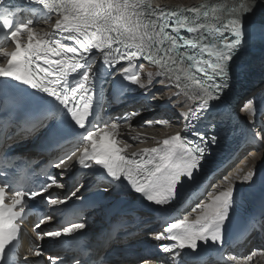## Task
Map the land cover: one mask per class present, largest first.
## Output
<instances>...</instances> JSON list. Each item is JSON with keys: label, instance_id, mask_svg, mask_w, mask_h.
<instances>
[{"label": "snow or ice", "instance_id": "obj_1", "mask_svg": "<svg viewBox=\"0 0 264 264\" xmlns=\"http://www.w3.org/2000/svg\"><path fill=\"white\" fill-rule=\"evenodd\" d=\"M28 3L35 7L26 10L29 18H21L19 10L3 7L4 0H0V29L14 45L11 51L0 53L6 60L0 66V97L14 89L25 99L28 139L39 140L47 149V159L21 170L11 159L17 142L9 143L6 133L0 138V161H7L0 166V264H112L106 245L81 242L87 221L73 215L75 208H67L72 198L82 202L84 185L63 199L52 190L65 189L66 184L60 181L78 165L82 171L103 174L108 187L96 191L105 199L113 189L123 188L150 207L170 206L185 183L195 180L210 154V145L217 143V135L201 131L199 126L209 117L220 118L237 60L253 42H264V0H224L188 8L154 7L151 0ZM38 12L56 17L51 31L43 35L34 32L35 21L30 18ZM139 60L155 65V75L167 81L165 87L176 89L166 98L168 103L181 95L190 103L179 113L181 131L154 147L128 154L117 147V137L122 135L119 122L130 121L140 112H125L112 117L111 122L103 121L101 130L95 107L104 94L105 78L113 74L143 89L148 102L151 81H141L132 71ZM182 104L184 101L178 100L172 106ZM252 105L249 100L248 106ZM251 111L255 114L257 109ZM166 122L155 120L157 125ZM152 123L144 121V125ZM64 143H83L84 147L73 159L68 152L59 151ZM41 163L46 167L37 170ZM255 175L254 166L240 183L254 182ZM236 197L235 184L211 194L206 203L193 208L200 210L195 221L184 218L166 223L152 239L160 242L163 253L176 257L204 247H222ZM37 204L46 205L47 211L34 224L30 255L20 259L17 252L13 260L10 252L21 246L24 236L22 222L30 214V206ZM57 217L72 218L55 228H42L55 223ZM46 238L60 244L63 254L46 256ZM255 254L253 251L247 261Z\"/></svg>", "mask_w": 264, "mask_h": 264}, {"label": "bare ground", "instance_id": "obj_2", "mask_svg": "<svg viewBox=\"0 0 264 264\" xmlns=\"http://www.w3.org/2000/svg\"><path fill=\"white\" fill-rule=\"evenodd\" d=\"M178 1L179 0H177V2L175 3L176 4L183 3L182 1H179V2ZM197 1L199 0H195V2ZM202 1H207V0H202ZM158 2L168 3L169 0H158ZM36 30H39V29H36ZM263 62H264V59H263ZM263 62L259 61L258 64L251 63L247 67L246 73L244 75H240V77L237 80L240 85L238 92H237L238 94L237 97L245 96L243 99H246L247 98L246 95L250 94L251 91L257 90L260 88L264 90V84L263 85L261 84L264 82V80L261 79L257 85L253 81V78L257 76L258 70L262 67L261 63ZM156 72L157 71H155V69L153 68L145 67L144 72L140 76L141 81L143 82L151 81V88H155L159 83H161L160 82L161 77H157L155 75ZM136 87L140 89L138 86ZM143 91L144 90L142 91L140 90V92H143ZM172 93H174V89H163V88L156 89L154 95H151L149 99L147 100L148 102H142V101L135 102L137 100V97H136V100H135V97H133L131 100L132 101L131 104L135 106L132 108V110L138 107L140 109V115L134 117V120L138 121L140 119V116L145 114V112L150 111V113H154L158 105L165 102L166 98ZM178 100L184 101V104L178 107L177 111L171 112L172 118H175V120L177 121H179V113L184 110V108L186 107L188 103H190L186 101L185 97H183L182 95L175 97V99H173L172 101L177 102ZM238 101L241 102L242 99H239ZM242 112L243 114L246 115V117L245 118L238 117L239 124L237 128L239 129L237 130L236 135H238L237 140L240 143L238 147L236 148L237 155L235 159L248 147L254 148L255 146L258 149L264 146V129H263L264 126L256 123L252 119L250 112H249V106L247 104L243 106ZM143 117H148V116H143ZM251 121H254V123H251ZM179 124L180 126H182V122L179 121ZM174 127H173L174 128L173 130L170 129L171 131H168V132H163L165 130L164 128L162 130L163 133H157V134H154V133L152 134L151 130H149L148 128H144V129H141L143 134L140 136H137V135H131L129 137L122 136L120 137L119 140H120L121 145L124 146L127 151L141 150L145 148L146 146H149V147L156 146L163 137L174 135L178 130V124L176 123ZM245 129L249 133H245L244 132ZM157 131H160V129H157ZM257 134H259L260 136L259 139L256 138ZM257 149L250 150L249 155L246 154L247 156L245 155L244 157H241L239 160H237L236 161L237 163L236 162H235L236 164L234 163L235 164L234 168L229 169V172L227 173H223V172L224 171L226 172V169L231 163L226 165L224 169L215 171L213 174L211 173V171H208L209 174L211 173L210 174L211 179H214V180L210 184V186H208V192L202 197V199L199 202H197L193 206V208H195L197 204L202 205L203 203H206L211 194H215L218 191L224 190L232 184L236 185L237 192L245 188L246 185L250 184V183H240V181L242 177L245 174H247V172L253 169L254 166L256 170L259 164L261 163V160L264 157V151L261 152ZM214 150L216 152L219 151V147L214 148ZM261 177H264V166L261 169L256 170L254 182H256ZM193 208L188 213L185 214V217L191 218V219H197V216L200 214V210L198 209L197 211H193ZM152 232L153 231L149 230L147 233H152ZM123 263H132V262H123ZM148 264H153V263L149 262ZM253 264H264V255L257 256L254 259Z\"/></svg>", "mask_w": 264, "mask_h": 264}, {"label": "rangeland", "instance_id": "obj_3", "mask_svg": "<svg viewBox=\"0 0 264 264\" xmlns=\"http://www.w3.org/2000/svg\"><path fill=\"white\" fill-rule=\"evenodd\" d=\"M172 1V2H171ZM179 1H182L183 3L184 2H186V3H192V2H195V0H179ZM178 1V2H179ZM169 2H171V3H175V2H177V0H169ZM257 76H255L254 78H253V81H254V83L257 85L258 83H259V81L262 79V80H264L263 78L264 77H262V78H256ZM144 78H146V77H144ZM262 85L264 84V82L263 83H261ZM245 97V96H244ZM243 97V98H244ZM263 129H264V127H263ZM263 148V149H262ZM252 149H257L255 146H254V148H251V147H248V148H246L236 159H234L232 162H231V164L228 166V168L226 169V172L224 171L223 173H227V172H229V169H233L234 168V166H235V164L237 163L236 161L237 160H239L241 157H244L246 154H250V150H252ZM257 150H259V151H261V152H263L264 151V146L263 147H260V148H258ZM247 156V155H246ZM236 162V163H235ZM235 163V164H234ZM264 166V157L262 158V160H261V163L259 164V166H258V168L256 169V170H259V169H261L262 167ZM213 180L214 179H210V184L213 182Z\"/></svg>", "mask_w": 264, "mask_h": 264}]
</instances>
